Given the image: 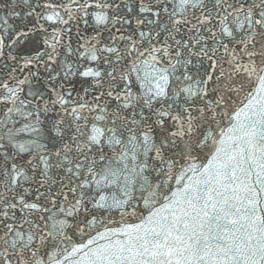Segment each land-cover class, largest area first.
<instances>
[{"label": "snow or ice", "instance_id": "1", "mask_svg": "<svg viewBox=\"0 0 264 264\" xmlns=\"http://www.w3.org/2000/svg\"><path fill=\"white\" fill-rule=\"evenodd\" d=\"M0 264H264V0H0Z\"/></svg>", "mask_w": 264, "mask_h": 264}]
</instances>
